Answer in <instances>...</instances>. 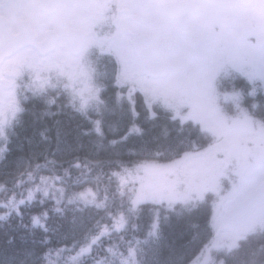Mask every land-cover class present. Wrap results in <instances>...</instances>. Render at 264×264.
I'll use <instances>...</instances> for the list:
<instances>
[{
    "label": "snow or ice",
    "instance_id": "6c2138e0",
    "mask_svg": "<svg viewBox=\"0 0 264 264\" xmlns=\"http://www.w3.org/2000/svg\"><path fill=\"white\" fill-rule=\"evenodd\" d=\"M0 236V264H264V0H0Z\"/></svg>",
    "mask_w": 264,
    "mask_h": 264
},
{
    "label": "trees",
    "instance_id": "16d2710c",
    "mask_svg": "<svg viewBox=\"0 0 264 264\" xmlns=\"http://www.w3.org/2000/svg\"><path fill=\"white\" fill-rule=\"evenodd\" d=\"M178 230V225H176L175 223L173 224V226L171 228H169V232H176ZM167 234V233H166ZM5 246V242H4V237L0 236V249H3ZM0 258H2V256H0Z\"/></svg>",
    "mask_w": 264,
    "mask_h": 264
}]
</instances>
